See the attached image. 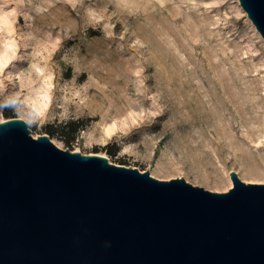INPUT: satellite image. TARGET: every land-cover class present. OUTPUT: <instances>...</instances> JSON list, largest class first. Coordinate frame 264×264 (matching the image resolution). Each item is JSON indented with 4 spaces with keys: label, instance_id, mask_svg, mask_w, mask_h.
I'll list each match as a JSON object with an SVG mask.
<instances>
[{
    "label": "rangeland",
    "instance_id": "obj_1",
    "mask_svg": "<svg viewBox=\"0 0 264 264\" xmlns=\"http://www.w3.org/2000/svg\"><path fill=\"white\" fill-rule=\"evenodd\" d=\"M238 5L0 0V121L10 108L36 138L83 120L51 141L158 180L264 184V41Z\"/></svg>",
    "mask_w": 264,
    "mask_h": 264
},
{
    "label": "water",
    "instance_id": "obj_2",
    "mask_svg": "<svg viewBox=\"0 0 264 264\" xmlns=\"http://www.w3.org/2000/svg\"><path fill=\"white\" fill-rule=\"evenodd\" d=\"M264 41V0H238ZM210 192L0 122V264H264V184Z\"/></svg>",
    "mask_w": 264,
    "mask_h": 264
},
{
    "label": "trees",
    "instance_id": "obj_3",
    "mask_svg": "<svg viewBox=\"0 0 264 264\" xmlns=\"http://www.w3.org/2000/svg\"><path fill=\"white\" fill-rule=\"evenodd\" d=\"M3 116L6 119L16 118L13 110L10 108H7L5 111H3ZM84 125L85 124L83 120L69 121L58 126L46 125L43 127V133L48 135L50 138L58 137L60 140L68 144L75 139L79 131L83 129ZM104 151L108 157L114 158L116 156L117 147L114 145L106 147L104 148Z\"/></svg>",
    "mask_w": 264,
    "mask_h": 264
},
{
    "label": "bare ground",
    "instance_id": "obj_4",
    "mask_svg": "<svg viewBox=\"0 0 264 264\" xmlns=\"http://www.w3.org/2000/svg\"><path fill=\"white\" fill-rule=\"evenodd\" d=\"M237 2V1H236ZM238 7L240 8V6L238 5ZM241 13L244 15V13H243V11L241 10ZM1 122V121H0ZM232 187V183H231V181H230V184H229V186L227 187V189H230Z\"/></svg>",
    "mask_w": 264,
    "mask_h": 264
}]
</instances>
